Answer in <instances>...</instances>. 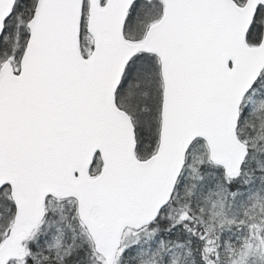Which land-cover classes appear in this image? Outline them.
I'll list each match as a JSON object with an SVG mask.
<instances>
[{
    "label": "snow or ice",
    "instance_id": "1",
    "mask_svg": "<svg viewBox=\"0 0 264 264\" xmlns=\"http://www.w3.org/2000/svg\"><path fill=\"white\" fill-rule=\"evenodd\" d=\"M0 264H264V0H0Z\"/></svg>",
    "mask_w": 264,
    "mask_h": 264
}]
</instances>
